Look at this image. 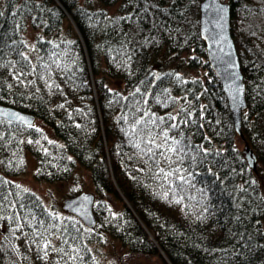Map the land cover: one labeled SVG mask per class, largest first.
<instances>
[{
  "label": "trees",
  "instance_id": "trees-1",
  "mask_svg": "<svg viewBox=\"0 0 264 264\" xmlns=\"http://www.w3.org/2000/svg\"><path fill=\"white\" fill-rule=\"evenodd\" d=\"M99 1L119 6L0 0V104L36 119L0 118V264H102L109 241L124 249L116 264H264V0H223L257 171L207 61L203 0ZM28 27L44 32L36 61ZM27 152L38 181H69L77 163L89 172L94 228L7 177L26 171Z\"/></svg>",
  "mask_w": 264,
  "mask_h": 264
},
{
  "label": "water",
  "instance_id": "water-1",
  "mask_svg": "<svg viewBox=\"0 0 264 264\" xmlns=\"http://www.w3.org/2000/svg\"><path fill=\"white\" fill-rule=\"evenodd\" d=\"M199 29L205 43L207 61L220 80L233 120L234 128L242 134V113L247 108L246 87L241 71L239 56L230 29V5L223 0H203L200 4ZM0 118L11 122L33 126L35 116L0 104ZM248 165L257 171V157L247 145L243 151ZM95 195L82 192L63 201V210L79 218L89 227L96 226L93 212Z\"/></svg>",
  "mask_w": 264,
  "mask_h": 264
},
{
  "label": "rangeland",
  "instance_id": "rangeland-1",
  "mask_svg": "<svg viewBox=\"0 0 264 264\" xmlns=\"http://www.w3.org/2000/svg\"><path fill=\"white\" fill-rule=\"evenodd\" d=\"M82 3H86V0H80ZM92 5L100 6L99 8L106 9L110 14L115 13L118 9L119 3L113 5H105L101 3L99 0H90ZM44 32L41 29H33L28 27L24 38L27 45L26 55L32 60L36 61L38 57V51L35 45V39L37 37H43ZM181 72L187 76H205V70L200 67L198 70L181 68ZM111 88H120L119 81L110 80L109 81ZM36 125L45 129L51 138H54L53 133L49 128H47L40 121L36 122ZM236 143L238 148L243 152L247 147L246 142L242 139V137L238 136L236 138ZM27 169L24 173L17 176H7L14 182L19 183L26 189H29L35 193H37L41 199L43 200L46 207H48L52 211H56L59 215H66V212L63 210V200L67 197L70 190L74 187H80L82 191L93 193V185L91 181L90 174L87 170L83 169L79 163H77L74 178L65 181V182H44L38 181L35 176L36 170V158L27 152ZM264 188V187H263ZM114 205L118 207V203L114 200ZM112 243V244H111ZM101 253L100 259L102 264H116L117 257L124 252L123 247L118 242H110L107 247L101 248L99 250Z\"/></svg>",
  "mask_w": 264,
  "mask_h": 264
}]
</instances>
